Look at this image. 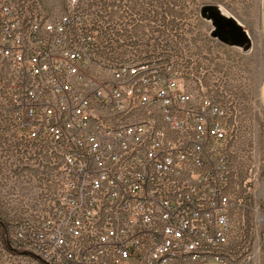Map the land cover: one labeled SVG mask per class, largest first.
<instances>
[{
	"label": "built area",
	"instance_id": "obj_1",
	"mask_svg": "<svg viewBox=\"0 0 264 264\" xmlns=\"http://www.w3.org/2000/svg\"><path fill=\"white\" fill-rule=\"evenodd\" d=\"M84 16L0 0V161L57 160L55 193L11 216L12 247L42 264H224L223 111L171 65L91 68L102 25Z\"/></svg>",
	"mask_w": 264,
	"mask_h": 264
},
{
	"label": "rangeland",
	"instance_id": "obj_2",
	"mask_svg": "<svg viewBox=\"0 0 264 264\" xmlns=\"http://www.w3.org/2000/svg\"><path fill=\"white\" fill-rule=\"evenodd\" d=\"M43 3L52 16L63 15L73 8L85 15L86 24L102 25L90 56L91 68L111 62H142L160 69L171 65L190 90L205 95L221 108L231 138L227 162L234 204L228 243L222 251L224 264H264V114L257 101L264 52L258 43L247 55L219 45V40L210 35L211 23L200 15L203 6H215L245 31L255 30L258 0H75L74 3L43 0ZM261 5L264 9V0ZM114 21L117 32L105 35L103 29ZM201 48L207 52L218 50L216 65L199 64ZM11 136L16 139L14 133ZM4 155L2 147L0 158ZM21 164L13 154L9 160L0 161L2 171L7 173L0 176V219L6 226L11 247V216L23 213V203L37 211L39 201L51 197L57 187V160L55 166L46 165L42 170L13 168ZM0 264L42 263L28 255L7 251L0 237Z\"/></svg>",
	"mask_w": 264,
	"mask_h": 264
},
{
	"label": "water",
	"instance_id": "obj_3",
	"mask_svg": "<svg viewBox=\"0 0 264 264\" xmlns=\"http://www.w3.org/2000/svg\"><path fill=\"white\" fill-rule=\"evenodd\" d=\"M200 15L211 23L213 38L228 46L249 49L251 40L247 32L232 17L223 15L215 6H203Z\"/></svg>",
	"mask_w": 264,
	"mask_h": 264
},
{
	"label": "crops",
	"instance_id": "obj_4",
	"mask_svg": "<svg viewBox=\"0 0 264 264\" xmlns=\"http://www.w3.org/2000/svg\"><path fill=\"white\" fill-rule=\"evenodd\" d=\"M258 25L256 27L255 30H249L247 29L246 32L251 40V45L249 47V49L247 50H243L241 48L238 47H234V46H228V45H224L221 42L218 41L219 45H223V46H228V48L231 49H235L237 52H239L240 54H246V52H253L255 45L254 43H258V46H261V48L263 49L264 52V9H262V5H261V0H258ZM216 41V38H213ZM219 53L217 49H214L213 51H209L207 52L206 49H199V64H201V66L206 65L207 62H209V65L211 63H213V65H216L215 63H217L219 61ZM208 58V61H206ZM201 61V62H200ZM203 63V65H202ZM249 66V64H248ZM241 75L245 76L246 73H240ZM202 75L205 77L206 73L205 71L202 73ZM248 76V74H247ZM257 101H258V106L260 108V110L263 112L264 114V60H263V65H262V72H261V77L259 79V83H258V87H257ZM264 202V201H263Z\"/></svg>",
	"mask_w": 264,
	"mask_h": 264
},
{
	"label": "trees",
	"instance_id": "obj_5",
	"mask_svg": "<svg viewBox=\"0 0 264 264\" xmlns=\"http://www.w3.org/2000/svg\"><path fill=\"white\" fill-rule=\"evenodd\" d=\"M0 237H1L2 244L4 245V247L7 251L17 253V254H24V255L32 256V255H30V253H28L26 251L16 250L13 247H11V245L7 241L6 226L3 222V220H1V219H0Z\"/></svg>",
	"mask_w": 264,
	"mask_h": 264
}]
</instances>
